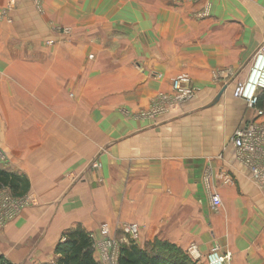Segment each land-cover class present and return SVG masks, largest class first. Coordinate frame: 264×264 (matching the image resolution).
I'll return each instance as SVG.
<instances>
[{
  "label": "crops",
  "instance_id": "obj_1",
  "mask_svg": "<svg viewBox=\"0 0 264 264\" xmlns=\"http://www.w3.org/2000/svg\"><path fill=\"white\" fill-rule=\"evenodd\" d=\"M44 2L3 16L0 0V145L41 200L0 227V263L51 264L77 227L133 223L197 263L264 264V196L232 144L256 120L234 91L264 46V0ZM182 76L193 99L139 116Z\"/></svg>",
  "mask_w": 264,
  "mask_h": 264
},
{
  "label": "built area",
  "instance_id": "obj_2",
  "mask_svg": "<svg viewBox=\"0 0 264 264\" xmlns=\"http://www.w3.org/2000/svg\"><path fill=\"white\" fill-rule=\"evenodd\" d=\"M44 0H33L36 6L44 4ZM180 1V0H173ZM10 4L7 7L5 16L9 13L10 10L15 9L16 3L15 0L9 2ZM42 6V5H41ZM202 14L200 17H207ZM257 60L255 62L254 68L252 69V74L250 75L248 81L245 83H239L234 91V97L243 99L248 108L253 110L255 113L256 120L248 125L246 128H242L236 131V135L232 140L234 148L237 149L238 160L243 163L251 173V178L259 188L260 193L264 196V121L261 119L264 118V110L260 106V97L259 92L264 90V46L257 54ZM173 89L175 95L172 99L161 96L158 101L153 104L154 108L151 109L150 117L155 119L159 114L164 113V107H159V101L163 99L169 100V111L178 109L183 105H186L196 93V89L193 87L192 80L190 77H179L173 82ZM168 111V110H167ZM149 117V118H150ZM94 168H100L99 164H94ZM35 197L30 196V198L25 199L22 202H18L15 205L7 204L5 207L4 204H0V227H4L9 224L12 220L17 218L22 210L30 208L38 203ZM21 206V207H20ZM211 207L215 211H220L222 207L221 198L218 195H213L211 199ZM136 227L133 226V229ZM107 235L108 230L103 228L102 231ZM190 253L193 256L200 257L196 245L190 248ZM209 264H231L232 256L231 254L222 255L219 252V249L213 250L209 254L208 258Z\"/></svg>",
  "mask_w": 264,
  "mask_h": 264
},
{
  "label": "rangeland",
  "instance_id": "obj_3",
  "mask_svg": "<svg viewBox=\"0 0 264 264\" xmlns=\"http://www.w3.org/2000/svg\"><path fill=\"white\" fill-rule=\"evenodd\" d=\"M12 1H14V0H9V2H12ZM41 5L37 6L36 9H39V11L41 12L40 14H44L45 4H41ZM6 10H7V8H5L4 12H6ZM11 11L12 10H10L9 13H11ZM2 14H3V16L5 15L4 13H2ZM8 14H6V15L8 16ZM202 14L206 15V11H204ZM207 14H209V12H207ZM55 30L58 31L57 33H59V35L60 34L66 35V29L61 28L58 30V28H56ZM68 32H69V30H68ZM69 38H70V36H69ZM259 97L261 98L260 92H259ZM71 99L72 100L75 99L73 95H71ZM157 101H155L154 104ZM158 103H160L159 107H161V108L164 107V109H161V111L162 110L165 111L164 113H167V112L170 113V112H173L174 110H176V109H174V110L169 111V108H168L169 100L168 99L167 100L163 99V100L159 101ZM153 108H154V106H151L150 108L142 111L139 116H141L143 118L144 117L149 118L151 109H153ZM150 119H152V118L150 117ZM0 168H2L3 170H6L8 172L10 171V172H13L15 174L26 177L25 174L22 175L23 173H21V172H24L23 170H20L18 167L13 166V162L11 161L10 155H8V153L6 152L4 147H2L1 145H0ZM72 175H74V173H72ZM75 176H76V174H75ZM29 185H30V183H29ZM30 196L35 197L34 199L37 200L38 203L35 204L34 206H31L30 208H26L25 210H22V212L19 214V216H21V214L25 213L28 209L39 207L41 205V200L39 199L38 195L31 192V185L29 186V189L23 188L22 190H20L17 193L11 187L10 188H6V187H2V186L0 187V204L1 203L4 204L5 207H7V204H10V203L12 205H15L18 202H22L25 199L30 198ZM133 226H135L136 228L133 229ZM100 228H101V236H103L102 239L100 238L99 232L98 233L97 232H88L85 230V232L88 233L92 239L94 257L96 255L95 259L98 261L99 264H119V259H120L119 257L121 255V252L125 248L132 247L134 244L137 245L142 250H147V251L148 250L150 251L152 249L154 251H160L161 249H164V248H176V249L180 250L182 255H184L188 258V260L190 261L189 264L190 263L191 264H202V263H197V262L193 261L190 258V256H188L187 252L185 253L182 249L179 248V247H181V245L177 246V245H174L172 243L170 244L169 241L160 240L158 238H154L153 241H148L147 243L140 241V239L138 237V233H139L138 230L139 229L137 227V224L132 223V225L131 224L120 225L119 229H117V232L113 236L111 235V230H110L108 224H102V226ZM103 228L105 230L106 229L108 230L107 235L102 232ZM64 242H65V239L62 243H64ZM62 243H60V244H62ZM57 262H58V258L54 263H51V264H57ZM3 263L9 264L6 262H3Z\"/></svg>",
  "mask_w": 264,
  "mask_h": 264
},
{
  "label": "trees",
  "instance_id": "obj_4",
  "mask_svg": "<svg viewBox=\"0 0 264 264\" xmlns=\"http://www.w3.org/2000/svg\"><path fill=\"white\" fill-rule=\"evenodd\" d=\"M260 101L261 105L264 99H260ZM1 186L6 188L11 187L17 193L23 188L29 189L30 185L26 177L0 168ZM56 255H58L57 264H99L94 257L90 235L80 227H77L66 235L65 242L59 244ZM119 258V264H189L190 262L176 248L147 251L142 250L135 244L130 248H125Z\"/></svg>",
  "mask_w": 264,
  "mask_h": 264
}]
</instances>
